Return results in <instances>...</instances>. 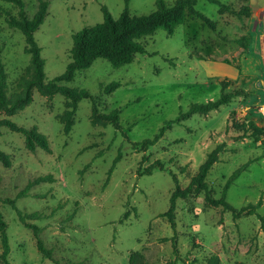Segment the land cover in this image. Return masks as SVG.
Instances as JSON below:
<instances>
[{"label":"rangeland","instance_id":"rangeland-1","mask_svg":"<svg viewBox=\"0 0 264 264\" xmlns=\"http://www.w3.org/2000/svg\"><path fill=\"white\" fill-rule=\"evenodd\" d=\"M155 1L129 0L128 8L133 14H149ZM220 1L247 4L251 15L238 18L208 0H197L195 9L212 20L215 29L197 17L188 18L172 35L157 29L141 39L147 53L136 54L130 63L113 67L98 58L77 71L72 81L62 83L98 95L101 110L119 108L120 129L92 125L91 101L83 98L70 132L64 134L58 119L65 109L61 93L48 98L34 91L32 102L22 110L1 114L20 126H36L49 142L51 152H30L22 134L0 128V149L10 161L9 166L0 162V196L13 198L29 179L52 175V182L36 185L16 204L23 211L42 213V218L30 222L41 228L40 237L56 259L129 264L130 254L140 251L147 264H207L211 255L218 256V264H264V232L257 214L233 218L231 211L208 206L200 193L176 200L174 227L161 216L174 188L170 172L185 187L207 154L222 144L219 160L206 176L211 196L220 197L233 171L258 158L231 183L226 200L241 208L261 199L257 213L264 218V137L236 138L238 132L230 127L234 120L264 126V67L256 51L264 0ZM24 2L31 17L38 0ZM103 5L117 18L125 0H49L47 15L34 33L46 80L62 73L71 61L72 34L103 20ZM17 12L15 4L0 0V56L9 92L29 62L22 32L6 21L7 13ZM243 34L248 35L246 49L235 42ZM224 78L231 80L226 91L239 88L246 94L207 114H193L166 126L191 103L216 99ZM114 80L120 86L104 94L103 87ZM161 127L163 135L145 152L133 147ZM99 151L102 154L96 156ZM118 153L121 159L105 184ZM143 155L147 160L140 164ZM156 159L164 170L137 174L138 167ZM0 212L7 226L11 264H54L38 251L32 229L22 225L1 199Z\"/></svg>","mask_w":264,"mask_h":264},{"label":"trees","instance_id":"trees-1","mask_svg":"<svg viewBox=\"0 0 264 264\" xmlns=\"http://www.w3.org/2000/svg\"><path fill=\"white\" fill-rule=\"evenodd\" d=\"M15 4L18 7L17 15L7 13L6 21L9 27L20 30L24 36V51L29 54V62L25 66L23 73L15 80L14 90L9 92L6 81L7 75L0 56V116L2 113L13 115L19 110L29 105L33 99V92L37 91L48 98L53 97L56 93H61L65 97V109L58 116L62 123V131L68 134L74 124V115L78 107V102L83 99L91 101L90 121L92 125L107 126L112 125L115 129H120L119 108L106 111L99 108L98 95L92 94L87 88H72L62 85L63 82H70L74 79L77 71L84 70L92 65L98 59H106L113 67H119L130 63L136 54L147 53L146 43L141 39L153 35L157 29H164L168 35H172L176 26L184 23L188 18L197 17L202 22L215 29V23L205 16L202 12L195 9L197 0H174L169 4L166 0H156L155 9L149 14H133L129 11L128 2L125 0L124 8L117 18H114L105 5L101 6L103 20L94 25L85 26L72 34V46L69 50L71 61L67 64L65 70L54 76L51 80L45 79L43 70L44 59L41 57V48L34 38V33L43 23L49 6V0H38V6L35 13L29 17L25 10L24 0H4ZM216 4L220 11L234 14L238 18L249 17L251 9L247 4L235 6L232 3H223L220 0H208ZM244 49L248 45V35L243 34L235 39ZM220 95L216 99L209 100L205 103H191L187 110L180 111L178 116L165 124L170 127L172 123H182L193 114H207L220 106L228 104L233 98L244 96L246 92L239 88L226 91L230 86L231 80L226 78L220 81ZM120 86L119 81L107 83L102 92L111 94ZM8 127L10 130L22 134L24 144L28 151L35 152L38 149L51 152L49 142L45 135L41 133L36 126L23 127L9 118L0 117V128ZM238 132L236 138H253L257 140L264 137V126L256 124L253 120L233 121L230 125ZM229 127V128H230ZM165 127H161L159 132L152 138L144 139L141 142L133 143L135 149L146 151L149 146L154 145L163 135ZM223 151V145H216L206 156L205 160L199 165L196 173L191 176L188 184L182 187L179 184L177 175L170 172L174 182V188L169 198L168 209L161 214L167 218L168 222L174 227L176 215V200L178 198H187L204 193V199L210 207H222L224 210L231 211L233 218H239L242 215L257 214L260 219V229L264 232V218L257 213L261 205V199L256 203H248L241 208L233 207L226 200V193L231 183L246 170L248 164L258 158L249 159L247 162L236 168L233 173L226 179L218 198L211 196L206 176L213 164L219 160V153ZM99 151L96 156L101 155ZM121 159L118 153L114 158L107 172L105 184L109 180L110 174L115 168L117 162ZM147 160L143 155L140 164ZM0 162L4 166H9L8 155L0 149ZM164 170V164L156 159L154 162L144 168L138 167L137 174H150L154 169ZM51 174L41 175L29 179L23 188H21L13 198L4 197L0 199L3 203L8 204L15 211L18 221L25 227L31 228L36 241V247L43 257L51 259L54 264H83L78 261L58 260L54 257L53 250L48 248L40 237L41 228L30 220L42 218L40 211L26 212L20 209L16 202L21 197L30 195V190L36 185L43 182H52ZM128 214L125 213L124 217ZM6 222L0 212V263L11 264L8 260L9 242L6 232ZM184 261V260H183ZM218 256L211 255L207 259V264H218ZM129 264H147L145 256L140 251H134L129 256ZM185 264H190L185 262Z\"/></svg>","mask_w":264,"mask_h":264},{"label":"crops","instance_id":"crops-1","mask_svg":"<svg viewBox=\"0 0 264 264\" xmlns=\"http://www.w3.org/2000/svg\"><path fill=\"white\" fill-rule=\"evenodd\" d=\"M262 17L260 19V24H261V32L259 35H257V44H256V51L258 54L261 56L262 64L264 67V10L261 13Z\"/></svg>","mask_w":264,"mask_h":264},{"label":"built area","instance_id":"built-area-1","mask_svg":"<svg viewBox=\"0 0 264 264\" xmlns=\"http://www.w3.org/2000/svg\"><path fill=\"white\" fill-rule=\"evenodd\" d=\"M263 114H264V112H263Z\"/></svg>","mask_w":264,"mask_h":264}]
</instances>
